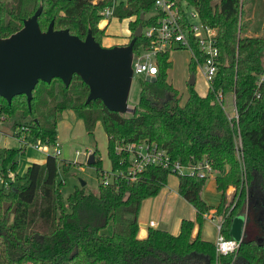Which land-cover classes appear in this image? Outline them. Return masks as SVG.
<instances>
[{"label":"trees","instance_id":"obj_1","mask_svg":"<svg viewBox=\"0 0 264 264\" xmlns=\"http://www.w3.org/2000/svg\"><path fill=\"white\" fill-rule=\"evenodd\" d=\"M153 1L127 0L114 11L120 18L136 16L128 23L129 38L141 24L134 51L154 43L143 28L156 24L159 15L141 17L151 10ZM187 1L204 23L217 29V69L205 94L188 83L187 97L180 102L178 89L167 78L170 49H164L155 56V79L140 77L132 113L109 110L99 98L86 102L89 87L74 73L68 85L58 77L39 80L30 105L24 93L14 95L10 102L0 96V116L11 120L14 131L50 146L57 142V120L63 109H73L89 132L99 120L112 169L127 168V154L115 146L133 140L154 141L185 163L206 158L221 194L219 203L210 205L202 196L207 177L177 174V191L192 204L199 224L214 208L221 215L219 232L227 238L233 237L234 216L242 213L243 234L236 250L217 253L214 241L202 238L200 229L192 236L194 220L186 217L181 218L176 233L150 225L144 237L137 235L140 203L166 184L169 171L164 168L148 165L136 181L119 180L116 186L102 181L97 158L91 163L101 171L97 187L76 186L63 198L58 155L48 153L43 162H32L20 175L15 156L24 152L23 145L1 152L0 173L8 185L0 182V264H264V87L260 97L253 96L255 72L263 62L264 31L246 32L250 0ZM39 5L41 29L53 19L55 28L67 27L80 37L90 28L101 43L107 26L100 25L103 3L92 0H0V35L18 30ZM184 30L198 54L187 23ZM189 68H196L192 58ZM219 90L233 93L237 117L228 116L216 97ZM9 171L15 180L9 178ZM110 220L113 232L108 234L103 228Z\"/></svg>","mask_w":264,"mask_h":264},{"label":"rangeland","instance_id":"obj_2","mask_svg":"<svg viewBox=\"0 0 264 264\" xmlns=\"http://www.w3.org/2000/svg\"><path fill=\"white\" fill-rule=\"evenodd\" d=\"M249 5L251 6V21L246 32L252 35L262 34L264 31V0H250ZM152 10L153 9H151L150 12ZM129 20L130 17H111L109 23L105 27V35L101 44L106 45L109 42H111L112 45L121 44L124 43L123 40L127 42L130 39L128 37L130 34ZM169 59L171 60V65L166 70L167 78L178 89L180 102L182 103L185 101L188 92V80L191 73L189 68L191 52L187 48H175L170 51ZM194 75L195 89L199 93H205L208 82L197 68L194 69ZM140 82V77L134 76L132 78L128 95V102L131 105L137 103ZM224 97L225 110L226 112L232 113V93H225ZM13 131L11 120L4 121L0 116V165L1 152L5 147L17 148L20 146L19 138L12 135ZM57 142L59 143L58 148L60 151L58 155L57 178L62 182L60 189L63 198H66L76 186H83L85 190H94L97 187L101 180V171L97 169L96 164L86 163V159L90 153H94L95 159H100V165L103 171H110L112 169L111 161L107 153V136L99 120L96 122L93 130L89 132L86 130L83 120L73 109H63L57 120ZM42 145L38 149L32 147L30 144H26L24 146V152L15 156V159L18 160L16 167V172L18 174L24 175L28 165L32 162H43L45 160L51 148L46 147V149H44ZM214 175L215 174H211L207 177L202 189V196L208 204L216 206L220 201L221 194L215 186ZM15 178L16 175L14 180ZM81 179L85 180L84 185H81ZM177 181V174L169 172L166 184L163 185L156 194L151 195L148 200H144L140 203L138 212L139 227L144 226L147 229V222L153 219L157 221L155 226L165 228L172 232L177 217H186L194 221L196 220L195 210L191 203L178 194ZM232 189V187H228V196ZM164 190L166 192H171V196L173 197L176 195V198L175 200L171 198L166 200L163 209L161 205L164 201L162 200V196L158 195ZM152 200H156L155 204L153 202L149 205L148 201ZM219 221H221V215L216 213V216L212 218L204 215L200 224L197 223L200 225L203 234L210 238H215L217 234L216 224ZM233 222H237L243 226L244 215L242 213L236 214L232 224ZM103 232L108 234L113 232V223L111 220L103 228ZM28 264L31 263L29 262Z\"/></svg>","mask_w":264,"mask_h":264},{"label":"water","instance_id":"obj_3","mask_svg":"<svg viewBox=\"0 0 264 264\" xmlns=\"http://www.w3.org/2000/svg\"><path fill=\"white\" fill-rule=\"evenodd\" d=\"M41 10L39 5L23 19L18 30L8 36L0 35V96L10 102L14 95L24 93L30 105L32 90L39 80L48 82L58 77L68 85L76 73L89 87L86 102L99 98L109 110L132 113L135 105L128 102L131 62L141 24L127 42L107 46L94 38L90 28L80 37L67 27L55 28L51 19L47 28L41 29L38 23ZM145 78L153 81L155 76ZM188 83H195L194 71ZM94 159V153H90L86 163L91 164ZM80 181L85 184V180ZM230 233L240 241L243 226L233 222Z\"/></svg>","mask_w":264,"mask_h":264},{"label":"built area","instance_id":"obj_4","mask_svg":"<svg viewBox=\"0 0 264 264\" xmlns=\"http://www.w3.org/2000/svg\"><path fill=\"white\" fill-rule=\"evenodd\" d=\"M178 1L180 3H178ZM93 3H103L100 9L101 25H107L109 20L115 14V9L119 5H126L127 0H92ZM183 8V13L181 11ZM151 12H144L145 17L158 14L156 24L146 26L143 32L148 37L154 38V43L150 48L139 46L137 50H133L132 55V78L134 76L146 77V75L157 74L156 53L164 49L173 50L175 48H187L191 52V58L195 61L197 70L208 82V85L216 72L218 62V44L217 29L214 26L204 23L198 10L192 6L187 0H154ZM135 15H130V20L135 19ZM129 20V21H130ZM187 23L188 30L192 33L198 47V54L193 50L190 38L186 35L184 24ZM264 53V50H263ZM264 87V54L261 68L255 72V81L253 96L258 98L262 94ZM222 90L217 91L216 97L225 108V97ZM229 117H237V109L233 95V112H227ZM12 135L17 136L20 146L30 144L34 148L44 149L50 147V153L59 155V143L50 146L41 141H31L21 132L13 131ZM237 147H240L238 141ZM116 151H122L127 154L129 160L126 169H111L103 171L102 181L105 184H117L119 180L123 183H130L139 178L141 172L148 165H155L173 172L175 174L196 175L198 177H208L214 173V170L206 158L197 161L183 162L180 159L171 157L166 148L154 141L133 140L121 142L115 146ZM8 176L14 180L15 174L9 171ZM0 182L5 186L8 185L6 180L0 173ZM118 185V184H117ZM116 185V186H117ZM218 234L214 240L217 253L234 252L239 241L234 237H225L219 232L220 223L217 225Z\"/></svg>","mask_w":264,"mask_h":264},{"label":"crops","instance_id":"obj_5","mask_svg":"<svg viewBox=\"0 0 264 264\" xmlns=\"http://www.w3.org/2000/svg\"><path fill=\"white\" fill-rule=\"evenodd\" d=\"M130 31V30H129ZM104 37V36H103ZM103 37H102V39H103ZM124 41V43L126 42V40H123ZM102 43V42H101ZM112 45V43L111 42H109L108 44H106V45ZM208 88V87H207ZM207 91V90H206ZM206 93V92H205ZM205 93H200V94H205ZM232 102H233V93H232ZM214 174V173H213ZM214 181H215V179H214ZM230 187H232V186H230ZM169 190H171V189H169ZM179 194V193H178ZM180 195V194H179ZM158 196H162V200L164 201L163 202V204L161 205V207L164 209V203H166V200H168V199H172V200H175V198H176V195H174V197L173 196H171V192H166L165 190L163 191V192H161L160 193V195H158ZM181 196V195H180ZM182 197V196H181ZM148 198H150V196L149 197H145V198H143L142 199V201H144V200H148ZM183 198V197H182ZM183 199H185V198H183ZM186 200V199H185ZM141 201V202H142ZM155 201L156 200H152V201H148L149 202V205L150 204H152L153 202H154V204H155ZM192 205V204H191ZM194 208V207H193ZM195 210V209H194ZM138 212H139V210H138ZM205 216H209V217H215L216 216V212H215V209L214 208H212V209H210L207 213H205L204 214ZM139 216V215H138ZM183 218V217H182ZM138 220H139V218H138ZM180 220H181V217H177L176 218V223H174V229L172 230V232H174V233H176L178 230H179V223H180ZM221 221H219L217 224H216V227H217V225L220 223ZM138 223H139V221H138ZM156 223H157V221L156 220H153V219H150L148 222H147V225L148 226H154V227H156L155 225H156ZM158 227V226H157ZM199 229H200V231H199ZM200 232V235H201V237L202 238H205V239H209V240H212V241H214L215 240V238H216V236H217V234H218V228H217V234H216V236H215V238L213 237V238H210V237H208V236H206L205 234H203L202 232H201V228H200V226H199V224L197 223V221L195 220L194 221V225H193V229H192V236H195L196 234H197V232ZM146 233H147V229L144 227V226H140L139 228H138V232H137V235L139 236V237H144L145 235H146Z\"/></svg>","mask_w":264,"mask_h":264}]
</instances>
